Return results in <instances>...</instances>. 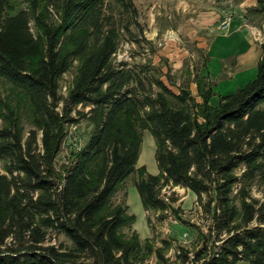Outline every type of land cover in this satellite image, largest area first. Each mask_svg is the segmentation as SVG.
I'll return each mask as SVG.
<instances>
[{
	"label": "trees",
	"instance_id": "16d2710c",
	"mask_svg": "<svg viewBox=\"0 0 264 264\" xmlns=\"http://www.w3.org/2000/svg\"><path fill=\"white\" fill-rule=\"evenodd\" d=\"M43 1L0 0V85L33 126L25 138L19 114L0 97V264H148L153 254L171 264L163 249L122 232L135 217L112 199L134 174L146 212H167L162 191L181 186L210 220L200 249L180 253L179 264H264V202L252 195L264 182V44L252 82L217 106L207 82L199 104L160 81L154 95L144 68L114 63L123 33L142 26L134 0ZM75 61L63 97L60 82ZM80 119L92 127L89 139L57 167ZM139 130L155 139L158 175L137 167Z\"/></svg>",
	"mask_w": 264,
	"mask_h": 264
},
{
	"label": "rangeland",
	"instance_id": "374dc122",
	"mask_svg": "<svg viewBox=\"0 0 264 264\" xmlns=\"http://www.w3.org/2000/svg\"><path fill=\"white\" fill-rule=\"evenodd\" d=\"M43 2L44 5L47 0ZM134 3L138 8V21L142 26H132V35L123 33L114 63L119 65L123 62L129 68H137L139 71L144 68V76L149 80L147 88L154 95L163 92L156 84L160 81L175 95L186 89L197 103H203L200 88L207 83L202 76L211 61L209 49L218 33H230V29L222 28V22L228 15L232 16L233 21L247 25L246 29L255 44H264V14L258 11L256 0H134ZM50 10L52 17L56 19L55 10ZM114 12L118 20L119 10L115 9ZM220 13L221 19L214 25L210 24L213 22V14ZM32 30L34 34L37 33L34 23ZM212 66L217 68L218 63L215 62ZM78 67L79 63L75 61L70 71L62 77L61 96L67 97L73 87ZM256 74L257 69L246 73L248 80L244 79L239 88L253 81ZM237 89L238 87L229 92V86L218 84L211 104L217 106L220 97L227 96ZM10 96V87L0 85V97L19 114L27 138L33 129L30 114L27 110H20L18 104L11 101ZM171 102L176 104L173 99ZM0 125H4L1 119ZM91 131V125L85 119H80L79 124L69 127V135L58 158L57 167L73 149L78 150L87 143ZM139 133L143 143L137 167L145 168L151 175H158L160 171L156 159L155 139L150 131L139 130ZM3 168L4 163L0 161V174L5 173ZM138 178V174L132 175L112 199L113 205L128 206L129 214L135 217V223L124 228L123 234L130 236L136 232L143 245L149 242L154 250L163 249L171 264H179L180 253L189 252L192 257L194 252L200 249L202 236L207 234L210 225L197 196L184 187L171 185L166 187L161 195L170 205L169 210L165 213H148L136 188L135 181ZM252 195L264 202V182H258L253 187ZM60 240L65 239L61 237ZM165 242H168V246L164 245ZM147 263L156 264V255H151Z\"/></svg>",
	"mask_w": 264,
	"mask_h": 264
},
{
	"label": "crops",
	"instance_id": "0c3cea01",
	"mask_svg": "<svg viewBox=\"0 0 264 264\" xmlns=\"http://www.w3.org/2000/svg\"><path fill=\"white\" fill-rule=\"evenodd\" d=\"M213 15V22L208 23L214 25L218 19H221L222 14ZM246 27L245 23L233 21L229 34L218 33L215 36L213 45L209 49L211 61H209L202 76L206 82L211 83L210 85L213 86L214 91L218 84L229 86V92L238 87L237 90L229 94L232 95L235 91L237 92L243 88H239V85L244 83V79L247 78L248 80L246 73L253 69H258V64L263 55L262 46L255 44L251 40ZM215 62L218 63L217 68L212 66Z\"/></svg>",
	"mask_w": 264,
	"mask_h": 264
},
{
	"label": "built area",
	"instance_id": "2783aa9c",
	"mask_svg": "<svg viewBox=\"0 0 264 264\" xmlns=\"http://www.w3.org/2000/svg\"><path fill=\"white\" fill-rule=\"evenodd\" d=\"M232 22H233L232 16L231 15L226 16L224 21L222 22L223 30H229Z\"/></svg>",
	"mask_w": 264,
	"mask_h": 264
}]
</instances>
